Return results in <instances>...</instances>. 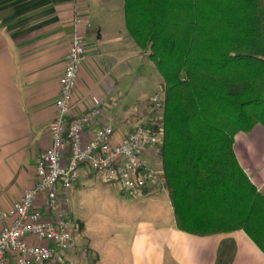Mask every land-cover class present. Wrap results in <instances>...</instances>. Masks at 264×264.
Instances as JSON below:
<instances>
[{
	"label": "trees",
	"instance_id": "obj_1",
	"mask_svg": "<svg viewBox=\"0 0 264 264\" xmlns=\"http://www.w3.org/2000/svg\"><path fill=\"white\" fill-rule=\"evenodd\" d=\"M124 1L127 29L163 79L152 115L176 227L242 229L264 252V193L234 149L238 132L264 125V0Z\"/></svg>",
	"mask_w": 264,
	"mask_h": 264
},
{
	"label": "crops",
	"instance_id": "obj_2",
	"mask_svg": "<svg viewBox=\"0 0 264 264\" xmlns=\"http://www.w3.org/2000/svg\"><path fill=\"white\" fill-rule=\"evenodd\" d=\"M124 4V0H0V213L32 186L36 159L51 144L49 125L75 15L83 19L87 57L70 118L85 113L98 98L102 114L87 126L85 139H91L110 116L115 118V141L138 122L140 114L115 116L111 110L114 89L120 86L115 79H122L130 71L131 59L140 55L126 26ZM140 103L134 105L136 110ZM234 149L264 193V125L238 132ZM145 158L159 163L148 154ZM84 170L80 178L95 173ZM169 206L170 215L161 212L144 223L141 219L125 248L118 242L102 245L88 240L84 246L89 253L78 244L77 259L88 264H264V252L244 230L189 233L176 227L170 199Z\"/></svg>",
	"mask_w": 264,
	"mask_h": 264
},
{
	"label": "built area",
	"instance_id": "obj_3",
	"mask_svg": "<svg viewBox=\"0 0 264 264\" xmlns=\"http://www.w3.org/2000/svg\"><path fill=\"white\" fill-rule=\"evenodd\" d=\"M82 22L81 16H74L56 112L49 125L51 144L36 159L32 186L8 211L0 213V264H88L77 259L79 227L69 208L71 190L84 168L132 196L144 194L150 185L162 184L161 169L145 158L163 142L164 128L154 126L156 116L142 118L119 141H115L114 116L99 126L91 139L84 137L87 126L102 114L98 98L85 113L70 118L80 69L87 57ZM162 101L161 90L151 97L157 109H162Z\"/></svg>",
	"mask_w": 264,
	"mask_h": 264
},
{
	"label": "rangeland",
	"instance_id": "obj_4",
	"mask_svg": "<svg viewBox=\"0 0 264 264\" xmlns=\"http://www.w3.org/2000/svg\"><path fill=\"white\" fill-rule=\"evenodd\" d=\"M137 50L140 55L131 59L130 71L122 79H115L120 82V86L114 89L116 97L111 102V110L115 116L124 115L126 112L135 116L140 114L137 116L140 121L144 117H151L155 112H161L153 106L150 97L161 90L163 79L154 62L143 56L139 47ZM120 68L122 70L124 67L121 65ZM139 102L140 111L134 107ZM153 153L151 158L159 162L156 167L160 168L158 149ZM150 186L152 188L148 189L149 195L132 196L122 191L116 184L103 182L97 173L80 178L79 183L71 190L72 200L69 208L79 227L76 233L77 242L84 247L87 254L89 251L84 244L88 240L102 245L118 242L125 248L141 219L144 223V220L154 218L161 212L170 215L165 186L162 184Z\"/></svg>",
	"mask_w": 264,
	"mask_h": 264
}]
</instances>
